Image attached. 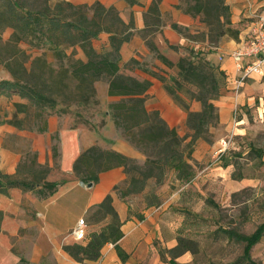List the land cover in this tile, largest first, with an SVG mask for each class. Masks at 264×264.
<instances>
[{
    "label": "trees",
    "instance_id": "1",
    "mask_svg": "<svg viewBox=\"0 0 264 264\" xmlns=\"http://www.w3.org/2000/svg\"><path fill=\"white\" fill-rule=\"evenodd\" d=\"M159 1H151L143 14L144 27L136 29L131 16L124 20L113 4L106 5L100 0L91 3L71 0H0V65L7 72V76L0 77V95L17 94L23 99L12 101L10 115L0 114V123L7 122L16 128L42 132L47 129V118L51 114H68L72 119L75 113L82 116L78 110L75 113L67 110L68 103L73 102L83 108L99 106L101 100L97 97L95 82L104 79L107 82V94L116 98L105 101V107L99 112L102 115L100 124L105 122V117L111 118L114 126L127 135V140L145 157L139 161L114 148L92 144L74 160L76 176L87 183L96 181L100 171L122 166L126 177L112 188L122 197L144 190L149 179L161 182L168 165L177 179L188 180L193 174L189 146L201 136L208 122L217 119L213 99L220 93L224 72L194 49L189 48L188 54H181L175 60L169 58L158 49L152 38H148V46L171 68L167 75L155 70L148 71L163 81L168 93L186 111L185 124L191 132L181 135L176 127L166 122L158 109H147L146 90L151 80L135 71L141 65L136 57L122 60L120 48L135 31L150 34L158 29L162 22ZM174 6L210 26L209 34L211 31L217 35L238 34V28L232 27L226 0H178ZM171 25L190 36L187 26L177 22H171ZM6 28L11 31L7 38H3L2 33ZM102 32L107 34L106 42L95 44L94 41L100 39ZM168 45L174 50L179 48L175 44ZM46 49L51 52V59L46 57ZM188 83L196 85L198 91H192ZM183 91L189 93L190 97L186 98ZM191 99L201 104L199 109L190 108ZM93 121L92 118L87 121L79 119L72 121V124L94 127ZM187 136L190 138L184 145ZM30 146L28 149L32 151L27 163V174L20 175L21 157L15 172L0 169V192L8 194L11 187H19L47 197L65 181L47 180L48 166L38 162L37 152ZM121 183L125 186L119 188ZM89 209L93 210L92 214L97 218L109 219L108 226L87 230L81 241L66 243L62 247L79 262L95 261L100 256L102 245L111 241L120 258L125 259L127 253L117 243L122 230L112 203V194L108 192ZM3 217L4 211L0 209V229ZM224 231L228 237L244 242L241 258L247 260L248 264H258L251 258L250 250L264 232V220L250 233L233 229ZM187 249L182 237L178 236L177 244L166 249L170 255L169 264H218L175 260L176 255ZM235 263L236 260L225 264Z\"/></svg>",
    "mask_w": 264,
    "mask_h": 264
},
{
    "label": "crops",
    "instance_id": "2",
    "mask_svg": "<svg viewBox=\"0 0 264 264\" xmlns=\"http://www.w3.org/2000/svg\"><path fill=\"white\" fill-rule=\"evenodd\" d=\"M94 0H77L89 2ZM106 5L113 4L124 20L130 16L134 20L136 29L144 27V11L152 0H100ZM178 0H160L159 9L162 22L152 33V41L158 49L172 58L176 52L168 45L175 44L199 51L205 58L217 65L224 72L219 95L213 99L218 113L217 124L221 129L233 126L230 119L232 111L239 114L243 120L245 109L264 112V65L262 72L251 73L246 76L238 87L235 80L241 72L236 64L237 58L243 64L252 61L254 56L233 57L230 52L239 46V41L245 43L254 33L258 24L257 16H264V0H226L230 8V20L238 27L237 36L222 35L215 43H210L197 37L200 33L198 18L174 6ZM258 9L260 12H257ZM165 16L168 18L165 20ZM171 22L187 26L191 34L186 36L172 27ZM7 29V28H6ZM10 31L11 29L8 28ZM206 32H204V35ZM149 36H142L137 31L120 48L122 60L136 57L141 65L135 71L151 80L146 90L147 109H158L161 116L178 132L186 128V111L172 98L164 87L163 81L148 70H155L167 75L169 68L161 61L154 49L146 42ZM107 34L102 32L100 39L94 43L106 42ZM240 44V45H241ZM79 54L81 52L79 51ZM149 57V60L146 58ZM146 61V62H145ZM105 86L104 102L116 98L107 94ZM190 108L197 110L199 104L196 99L190 100ZM236 108V109H235ZM232 118V117H231ZM71 115H49L45 131H25L9 123H0V169L13 173L20 158V149L8 146L3 142L4 133L17 132L31 137V144L37 152V160L48 166L47 180L65 181L47 197L36 195L31 190L11 187L8 194L0 192V209L4 211L0 229V262L14 264L16 252L26 256L28 261L35 263L40 256H52L57 264H94L95 261L79 262L75 260L62 246L73 242L69 230L76 224L78 218L87 214L94 203L100 201L108 192L112 194V203L120 218L122 235L117 240L120 247L127 253L121 259L114 243L108 241L100 249L103 253L101 264H169L167 248L177 244L176 228L179 224L178 211L175 205L176 191L165 195L159 190L156 194L160 198L157 203L148 204L145 201L146 188L140 192L120 196L113 190V185L120 183L126 177L122 166H115L98 173L96 181L91 184L83 182L73 170V163L77 156L92 144L102 145L119 150L129 156L144 159V154L132 143L123 138L112 137V143L104 133L117 128L109 117L95 129L84 124H72ZM101 132V133H100ZM106 136V138H105ZM201 147L199 143L198 148ZM55 149V154H54ZM195 152V151H194ZM190 162V160H189ZM35 214V215H34ZM141 216V217H140ZM87 229V228H86ZM163 254V255H162ZM163 256V257H162ZM191 253L185 250L176 255L175 260L189 262Z\"/></svg>",
    "mask_w": 264,
    "mask_h": 264
},
{
    "label": "rangeland",
    "instance_id": "3",
    "mask_svg": "<svg viewBox=\"0 0 264 264\" xmlns=\"http://www.w3.org/2000/svg\"><path fill=\"white\" fill-rule=\"evenodd\" d=\"M71 1L76 2L77 0ZM261 7L264 8V6ZM257 12H260V10L258 9ZM167 18L168 16H165V20ZM198 22L200 23H198L199 27L197 28L200 29V33L197 37H200V34L203 38L206 36L210 43H215L222 37V35H217L215 31H211L209 34L208 29L210 26L199 19ZM153 27L156 28V25ZM232 27L235 26L232 24ZM204 32H206L205 35ZM9 33L10 30L5 29L2 33L3 38H7ZM140 33L142 35L149 34L146 31ZM151 33L153 32H150L148 38H152ZM239 42L240 45L242 42ZM188 50V47L179 46L178 50H174L176 53L172 55V59H177L181 54H188ZM35 52H39V50H35ZM45 55L48 59L52 58L48 49L45 50ZM146 60H149V57ZM142 65H144V62ZM3 76H7V72L0 65V77ZM95 85L97 97L101 100L99 106L92 105L83 108L69 102L67 110L72 111V113L78 110L82 113V116L77 115V113L72 114L73 119L71 121L79 119L87 121L92 118L94 128L97 130L101 128L98 127L102 117L99 112L106 105L104 99H101L105 95L106 80H97ZM187 86L194 92L198 91V87L192 83H188ZM182 94L186 98L190 97L189 93L185 91ZM14 100L23 99L17 94L0 95V114L9 116ZM198 104L200 107L201 104L199 102ZM238 117L239 114L232 111L230 119H232V122L234 121V127L228 130L221 129L218 126V113L217 119L214 118L205 125L201 136L189 146L192 151L189 160L193 174L188 180L177 179L172 167L169 165L165 168L161 182L156 183L154 178L148 180L145 196L147 203L160 199L159 195L156 194V190L165 195L176 191V195L173 197L175 199L174 206H176L173 208L178 211V215L176 213L174 215L178 217L179 222L176 228V238L178 236L182 237L183 245L188 247L187 250L192 255L191 260L187 263L214 262L225 264L236 260L235 264H248L247 260L241 258L244 242L228 237L224 230L233 229L238 232L250 233L264 220V112H255L248 108L245 109L243 120ZM102 129L104 131L100 132L101 135L99 136L101 137L105 133L109 140L106 141L104 136L103 140L109 144L112 143V137L127 140V135L118 128L113 131V134L111 131H106L107 127L103 126ZM21 130H24L23 132L34 131ZM190 132L191 130L188 128L184 131L182 128L179 133L185 135ZM189 138L190 136L186 137L184 145ZM221 138H226L227 147L225 150L215 153L214 148ZM3 142L8 146L20 149V175L27 174V163L32 151L28 148L31 145L30 147L33 149L31 137L26 133L6 132L4 133ZM199 143H201L200 148H198ZM99 146L102 147V145ZM147 149L150 151V148ZM138 160L142 161V159ZM119 186V188H122L125 184L121 183ZM92 213L93 210L89 209L87 214L83 215L88 231L92 229L99 230L108 226L109 219H99ZM71 229L69 234H71ZM167 253L169 254V252ZM250 254L256 263L264 264V232L260 240L251 247ZM14 258V264L16 262H20V264H57L52 256H40L35 263H30L26 256H22L18 252H16ZM0 264L2 263L0 262Z\"/></svg>",
    "mask_w": 264,
    "mask_h": 264
},
{
    "label": "built area",
    "instance_id": "4",
    "mask_svg": "<svg viewBox=\"0 0 264 264\" xmlns=\"http://www.w3.org/2000/svg\"><path fill=\"white\" fill-rule=\"evenodd\" d=\"M230 55L233 57H242V56H254L255 58L252 61H249L245 64L241 60L236 61L239 71L241 72L240 76L235 80V85L238 87L241 85L244 78L251 73H260L262 72L264 65V16H258V24L255 28L254 33L248 38V40L233 49L230 52ZM235 112V111H234ZM226 138H221L218 141L217 146L214 148L215 153L225 150L227 147ZM86 222L83 217L78 218L76 224L71 229V235L74 240H82L86 235ZM103 253L95 260L94 264H101Z\"/></svg>",
    "mask_w": 264,
    "mask_h": 264
},
{
    "label": "water",
    "instance_id": "5",
    "mask_svg": "<svg viewBox=\"0 0 264 264\" xmlns=\"http://www.w3.org/2000/svg\"><path fill=\"white\" fill-rule=\"evenodd\" d=\"M88 183V185H90L92 182L91 181H89V182H87Z\"/></svg>",
    "mask_w": 264,
    "mask_h": 264
}]
</instances>
